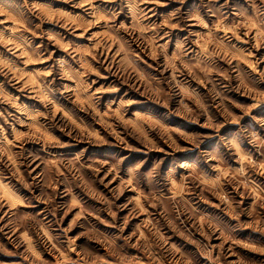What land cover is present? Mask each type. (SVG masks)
I'll use <instances>...</instances> for the list:
<instances>
[{"label": "clouds", "instance_id": "9594fccd", "mask_svg": "<svg viewBox=\"0 0 264 264\" xmlns=\"http://www.w3.org/2000/svg\"><path fill=\"white\" fill-rule=\"evenodd\" d=\"M65 260L264 264V0H0V264Z\"/></svg>", "mask_w": 264, "mask_h": 264}, {"label": "rangeland", "instance_id": "374dc122", "mask_svg": "<svg viewBox=\"0 0 264 264\" xmlns=\"http://www.w3.org/2000/svg\"><path fill=\"white\" fill-rule=\"evenodd\" d=\"M149 6L151 7V5H149ZM168 7H169V6H168L167 4H158V5H157V9H158V10H159V9H166V8H168ZM113 183H115V181H113ZM208 203L210 204V206L215 207V203H214L213 201H209ZM69 215H71V214H69ZM66 219H67V217H66ZM135 219H137V218H136V217H133V218H132V220H135ZM132 220H128L127 223H128V224H131V223H132ZM126 230H127V229H126ZM72 231H75V229H72ZM75 239H76V241L79 243V242L81 241V239H83V238L80 237L79 235H77V236L75 237ZM44 258L47 259V256H45ZM52 259H53V260L56 259L55 255L52 256ZM64 264H67V261H66V260L64 261Z\"/></svg>", "mask_w": 264, "mask_h": 264}]
</instances>
